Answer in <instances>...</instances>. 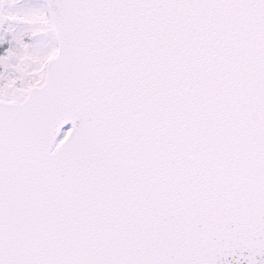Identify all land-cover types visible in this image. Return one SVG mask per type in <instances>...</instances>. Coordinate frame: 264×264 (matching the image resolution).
Wrapping results in <instances>:
<instances>
[{
	"label": "snow or ice",
	"instance_id": "snow-or-ice-1",
	"mask_svg": "<svg viewBox=\"0 0 264 264\" xmlns=\"http://www.w3.org/2000/svg\"><path fill=\"white\" fill-rule=\"evenodd\" d=\"M0 264H264V0H0Z\"/></svg>",
	"mask_w": 264,
	"mask_h": 264
}]
</instances>
